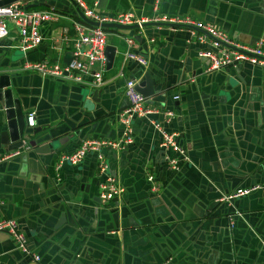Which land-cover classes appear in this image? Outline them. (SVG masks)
I'll return each instance as SVG.
<instances>
[{
  "label": "crops",
  "instance_id": "0c3cea01",
  "mask_svg": "<svg viewBox=\"0 0 264 264\" xmlns=\"http://www.w3.org/2000/svg\"><path fill=\"white\" fill-rule=\"evenodd\" d=\"M28 1L63 15L41 25L43 43L31 51L18 49L12 25L0 41V76L15 75L26 111L35 116L29 128L38 133L32 138L53 136L35 147L25 143L20 157L0 162V218L16 220L30 253L39 255L41 264H264V189L221 200L238 188L264 186V68L240 63L205 72L207 62L198 51L208 47L207 41H198L187 26L147 25L127 34L110 30L107 46L115 47V56L101 86H94L90 76L82 84L43 78L24 64L68 63L77 12L71 0ZM84 1L102 14H169L210 22L240 43H261L264 51V0ZM125 35L133 36L146 67L123 62ZM145 72L158 90L150 104L172 110L173 118H137L134 142L125 149H103L79 165L59 166L82 139L121 135L117 117L127 105L125 79L139 83ZM152 121L178 133L189 158L180 169L165 162V155L174 153L160 147ZM5 127L0 112V131ZM0 152L9 151L0 146ZM100 161L124 191L102 204L94 218L93 199L104 178L97 171ZM62 211L68 220L56 229ZM0 264L33 262L0 232Z\"/></svg>",
  "mask_w": 264,
  "mask_h": 264
},
{
  "label": "built area",
  "instance_id": "2783aa9c",
  "mask_svg": "<svg viewBox=\"0 0 264 264\" xmlns=\"http://www.w3.org/2000/svg\"><path fill=\"white\" fill-rule=\"evenodd\" d=\"M78 10L87 19L102 23H115L120 25H137L138 30L146 23H162L175 30V27L187 26L193 36L201 42L207 41L208 47L198 51V56L207 62L205 72H213L235 67L240 63H248L252 66L264 68V51L261 43L247 45L229 37L223 30L210 22L193 21L188 16L154 14L145 18L136 17L131 12H118L102 14L90 7L84 0H71ZM29 1H17L0 7V41L7 37L11 25L17 29L19 35L18 49L22 52L31 51L43 43L41 25L56 21L63 15L53 9H35L28 6ZM153 11L158 12V6H153ZM72 58L68 63L60 64L50 61L27 62L25 70H31L43 78L60 79L63 81L82 84L86 76L92 78L94 86L104 83V72L106 70L105 48L107 46V31L101 26H92L81 21L73 22ZM125 50L122 52L123 62L132 61L146 67L147 60L135 51L133 36L125 35ZM118 75L124 76L122 69ZM137 80L132 77L125 79L124 95L127 105L122 108L117 120L121 125V135L117 138H106L102 136H90L81 140L79 145L67 155L60 158L59 166L64 162L70 165H79L88 154L99 153L103 149L121 151L134 142V120L147 116L162 115L166 122L170 121L174 113L170 109H159L152 106L150 98L144 97L136 90ZM178 98V96H175ZM35 122L34 113L31 112L26 118V125L32 127ZM160 134V147L165 151H172L173 156L165 155L164 160L172 170L180 169L181 162H188L189 158L184 148L177 140L178 133L164 128L158 122H151ZM20 148L0 153V162L9 161L20 156ZM97 171L104 176L100 183L99 199L101 204H108L120 196L124 189L119 185L116 178L109 173L108 164L104 161L98 162ZM148 181L154 183L153 176L148 174ZM264 189V186L253 185L235 189L233 192L223 195L221 200H232L247 195L253 190ZM156 189V186L153 187ZM0 232H5L13 240L15 248L31 257L33 264H41L39 255L30 253L28 239L22 232L16 220L0 218Z\"/></svg>",
  "mask_w": 264,
  "mask_h": 264
},
{
  "label": "water",
  "instance_id": "95a60500",
  "mask_svg": "<svg viewBox=\"0 0 264 264\" xmlns=\"http://www.w3.org/2000/svg\"><path fill=\"white\" fill-rule=\"evenodd\" d=\"M21 0H0V7L17 2ZM73 5L75 3L71 1ZM37 4H31V7H35ZM76 16H78L83 22L92 25V26H101L105 29H113L118 30V32L127 34L129 30L138 28L137 25H120L115 23H98L93 22L86 17L78 10L76 7ZM167 26L162 23H146L144 26ZM169 27V26H168ZM177 28V27H175ZM105 56H106V67L109 69L112 67L114 56H115V47L106 46L105 48ZM206 69V68H205ZM15 75L4 74L0 76V112L2 113V120L5 123L6 127L4 130L0 131V146L3 150H8L9 152L14 151L20 147H22L25 143H27L31 147L37 146L39 143H44L48 141L53 136L48 135L44 138L36 139L32 138L37 135L38 131L34 128H29L26 125V118L29 114L27 110L28 107L25 105V100L22 92L19 91L14 83ZM136 90L142 94L144 97L151 98L155 93L158 92L155 89L151 76L148 72L144 73V79L136 85ZM97 118V117H96ZM60 142V141H59ZM48 147L50 149V153L53 154L56 152V149L53 143H49ZM41 152V150H38ZM2 153V152H0ZM21 156V155H20ZM18 156V157H20ZM71 198H73V194L70 193ZM97 203L95 210L93 211L94 218L97 217V213L99 208H101L102 204L99 197L93 199ZM72 205L71 203H68ZM68 205V206H69ZM114 210H106L105 213H113ZM68 218L66 216V212L62 211L59 219L57 220L54 228H60L65 222H67ZM100 225V223H98Z\"/></svg>",
  "mask_w": 264,
  "mask_h": 264
},
{
  "label": "trees",
  "instance_id": "16d2710c",
  "mask_svg": "<svg viewBox=\"0 0 264 264\" xmlns=\"http://www.w3.org/2000/svg\"><path fill=\"white\" fill-rule=\"evenodd\" d=\"M31 4H33L32 2L31 3H28V6L30 8H35V9H39L38 6H35V7H31ZM76 21H81L83 22L78 16L75 18ZM84 23V22H83ZM107 31H110V30H113V29H106Z\"/></svg>",
  "mask_w": 264,
  "mask_h": 264
}]
</instances>
